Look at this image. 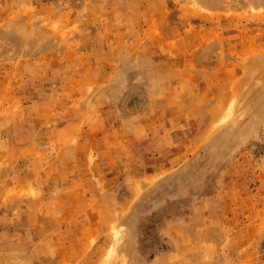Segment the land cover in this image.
Here are the masks:
<instances>
[{
  "label": "rangeland",
  "instance_id": "rangeland-1",
  "mask_svg": "<svg viewBox=\"0 0 264 264\" xmlns=\"http://www.w3.org/2000/svg\"><path fill=\"white\" fill-rule=\"evenodd\" d=\"M0 264H264V0H0Z\"/></svg>",
  "mask_w": 264,
  "mask_h": 264
}]
</instances>
